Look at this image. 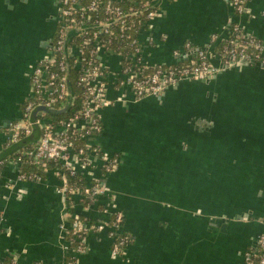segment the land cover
<instances>
[{
	"label": "crops",
	"instance_id": "obj_1",
	"mask_svg": "<svg viewBox=\"0 0 264 264\" xmlns=\"http://www.w3.org/2000/svg\"><path fill=\"white\" fill-rule=\"evenodd\" d=\"M57 1L0 0V146L29 98L32 67L51 49ZM230 1H162L141 36L147 62L171 64L186 43L205 47L234 18ZM245 1L241 28L264 41V0ZM188 91L194 93L180 95ZM107 97L98 143L117 164L106 177L98 161L79 170L101 182L104 197L84 207L75 196L71 215L105 222L119 211L133 242L113 256L106 231L91 233L77 263L243 264V253L264 234V66L235 65L204 82L182 80L145 100L112 88ZM168 99L175 100L168 112L148 113L149 103ZM58 185L54 171L23 182L15 166H4L1 259L65 264L67 203Z\"/></svg>",
	"mask_w": 264,
	"mask_h": 264
},
{
	"label": "built area",
	"instance_id": "obj_2",
	"mask_svg": "<svg viewBox=\"0 0 264 264\" xmlns=\"http://www.w3.org/2000/svg\"><path fill=\"white\" fill-rule=\"evenodd\" d=\"M116 1L119 0H106L103 11L100 10V0L57 1V27L51 49L47 56L32 67L29 98L24 103L20 118L10 124L6 138L0 146L2 151L25 139L33 133L34 126L37 125L40 129L38 141L22 149L17 159H12L7 164L11 163L16 167L18 180L23 182H37L42 179L35 174L22 172V163L39 165L48 161L59 165L51 171L58 177L57 193L65 202V195L71 194L70 206L75 196L79 203L88 199L92 205L97 198L104 197V189L100 181L91 180L85 188L74 191L68 188L64 171L78 173L85 179L79 170L90 169L96 166L98 161L101 163L99 171L106 177L113 172L117 164V156L108 157L98 143L103 128L101 113L111 104L107 97L109 88L122 89L130 93L134 99L144 100L160 97L167 89L176 86L182 80L205 81L235 65L250 63L264 66V41L245 34L239 22L240 19L248 17L244 0L230 1L234 18L224 33L212 34L205 47L194 48L196 46L186 43L182 50L173 52L174 61L171 64L152 65L147 62L143 53L141 36L148 30L149 22L157 16L159 9L148 12L144 19L134 23L138 30L134 51L130 54V62L123 64V55L110 50L112 41L110 27L112 23H118L120 31H123L127 24L125 16L135 14L136 10L130 9L125 13L119 6L113 4ZM150 6L151 4L146 2L143 8ZM113 58H116V63L112 62ZM181 59L188 60L187 66H175ZM148 67L154 71L148 73ZM69 68L74 70L77 85L83 90L82 107L75 115L54 124L46 118V113L41 112L37 115L38 108L58 111L67 106L70 97L67 77ZM34 113L35 117L32 116ZM47 172L49 170H46ZM111 215L114 217L113 224L110 226L107 224L108 217L102 225L95 227L98 232L106 231L111 239L112 255L121 256L119 249L129 246L127 244L129 235H122L124 234L121 225L124 220L122 213L115 211L109 216ZM78 227L77 222L71 226L65 222L61 226L63 239L70 251L69 255L75 257L84 253L86 239L74 236L79 243L74 253L71 252L65 236L68 228L73 230L72 234L75 235ZM116 235L122 237L116 240ZM3 260L0 258V264H3ZM9 264L18 263L13 258ZM243 264H264V234L259 235L243 253Z\"/></svg>",
	"mask_w": 264,
	"mask_h": 264
},
{
	"label": "trees",
	"instance_id": "obj_3",
	"mask_svg": "<svg viewBox=\"0 0 264 264\" xmlns=\"http://www.w3.org/2000/svg\"><path fill=\"white\" fill-rule=\"evenodd\" d=\"M88 1L90 0H83V2H88ZM100 1H101L99 3L100 10L103 11L106 0H100ZM162 1L172 2L173 0H119L113 3L116 6H119L125 13H128L130 9L136 10L135 14L132 13V14H127L125 16L127 24H126V28L123 31H120V26L118 23H112L110 27V30L112 31V39H111L112 41L110 44V50L119 52L121 55H123L124 57L123 64L130 62V58H131L130 54L134 51V46H135L134 41H136V37L138 33L137 26L134 23H136L138 20L144 19L148 12L158 10L160 8V4ZM146 2H149L151 4L149 8H145V7L143 8V5ZM244 6L246 7L245 0H244ZM242 33H243L242 30H240V34ZM219 47H221V45H219ZM89 48L90 46L87 47L86 49L88 50ZM194 48H199V47H194ZM192 58L196 59L195 56H192ZM187 64H188V60L181 59V61L175 66L184 67L187 66ZM147 70L148 73L154 71V69L151 67H148ZM67 77H68V88L72 95V103L70 107L63 114H58V113L46 114V118L54 124H58L61 121H64L69 117L75 115L80 111L82 107L83 90L80 86L77 85V78L72 68H69L67 72ZM145 99L147 98H144V100ZM34 144L35 143H28L24 148L30 147ZM21 150L15 151L9 158H7L2 163H0V169H2L7 164L8 161L12 159H17ZM57 167H59V165L53 162L46 161L39 165L22 163L21 170L22 172L25 173L35 174L41 177V179H43L46 175V170L51 171L56 169ZM64 177L66 179L68 188H72L74 191H76L77 189L85 188L90 184V182L86 181L78 173L71 174L68 171H64ZM65 199L67 203L65 222L69 226H71L74 222H77L79 225L75 235L72 234L73 230L68 228L67 234L65 236V240L68 243L71 252L75 253L79 246V243L74 239V236H78L81 239H86L88 235H90L91 233L98 232V229L95 226L102 225L103 221L101 219L94 220L80 215L76 216L75 214L71 215V206H70L71 194L67 193L65 195ZM90 203L91 201L88 199H84L80 201V204L84 207H87L88 205H90ZM103 209H104L103 206L99 207V210H103ZM113 220H114L113 215L109 216L107 224L110 226L111 224H113ZM121 225L123 226V222L121 223ZM122 235L123 236L129 235V241L127 244L130 245L133 242V237L127 231L124 230V234ZM120 237L122 236L121 235L115 236L116 240L119 239ZM125 249L126 246L120 247L119 254L122 255ZM86 250L87 247L84 245L83 252L85 253ZM12 260L13 258H5L3 260V264H9ZM63 261L65 262V264H78L76 257L73 255L64 256Z\"/></svg>",
	"mask_w": 264,
	"mask_h": 264
},
{
	"label": "water",
	"instance_id": "obj_4",
	"mask_svg": "<svg viewBox=\"0 0 264 264\" xmlns=\"http://www.w3.org/2000/svg\"><path fill=\"white\" fill-rule=\"evenodd\" d=\"M71 103H72V95H71V92H70L69 101H68V104H67L66 107H64L63 109L58 110V111H49V110H46L44 108H38L39 112H38L37 115H39V113H41V112H44L46 114H48V113H51V114H53V113L63 114L70 107ZM35 113L32 115L33 117L36 116ZM39 134H40V129H39V127L37 125H35L33 133L30 136L26 137L23 140L18 141L16 144L10 146L9 148L0 151V162H2L4 160H6L7 158H9L15 151L23 149L28 143H36L38 141V139H39Z\"/></svg>",
	"mask_w": 264,
	"mask_h": 264
},
{
	"label": "rangeland",
	"instance_id": "obj_5",
	"mask_svg": "<svg viewBox=\"0 0 264 264\" xmlns=\"http://www.w3.org/2000/svg\"><path fill=\"white\" fill-rule=\"evenodd\" d=\"M243 71H245V69ZM189 93H194V91H192V92L188 91V92H185V93L180 94V95L186 96V95H189ZM196 93H198V92H196ZM205 95H207V92L205 93ZM180 99H181V97H180ZM174 101L175 100H169V99L168 100H162L161 103H158V105H156L154 103H149L148 106H147L149 108L148 113H150V112H153V113H157V112L166 113V112H168V109L173 104H175ZM177 101H181V100H177Z\"/></svg>",
	"mask_w": 264,
	"mask_h": 264
}]
</instances>
